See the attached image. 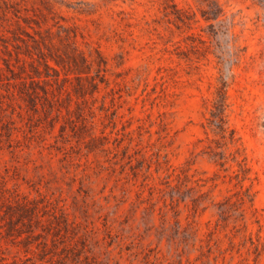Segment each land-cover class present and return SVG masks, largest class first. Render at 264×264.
I'll return each instance as SVG.
<instances>
[{"label":"rangeland","instance_id":"obj_1","mask_svg":"<svg viewBox=\"0 0 264 264\" xmlns=\"http://www.w3.org/2000/svg\"><path fill=\"white\" fill-rule=\"evenodd\" d=\"M52 1L81 46L105 56L108 84L87 95L95 114H64L53 126L13 100L0 180L61 206L69 225L55 246L47 235L50 253L39 259L0 220L3 262L264 264V4L220 0L225 15L206 20L204 0ZM220 70L232 143L209 122ZM75 83L65 82L72 94ZM89 131L106 138L88 142Z\"/></svg>","mask_w":264,"mask_h":264},{"label":"trees","instance_id":"obj_2","mask_svg":"<svg viewBox=\"0 0 264 264\" xmlns=\"http://www.w3.org/2000/svg\"><path fill=\"white\" fill-rule=\"evenodd\" d=\"M205 8L200 12L206 20H218L225 15L220 0H204ZM264 4V0H259ZM30 8L21 6L17 0H0V137L11 141L14 131L12 120L6 118L8 109L14 111L13 100L19 98L29 114H44V119L53 123L64 114H95L88 104L87 95L99 89L100 83L108 84L106 77L107 60L101 51L83 40V34L74 24H64L65 18L59 14L52 0L34 1ZM175 5V3H172ZM175 18L180 22H188L191 18L186 9L175 8ZM213 25L212 23L209 26ZM218 62L221 64L219 55ZM63 75V76H61ZM74 78L72 86L74 94L66 88L65 82ZM220 85L212 102L209 120L218 127L221 137L226 142L234 141V131L228 130L225 120L226 82L220 70ZM67 95L63 101V94ZM75 95V99L74 96ZM74 101L75 106H71ZM100 109L107 110L102 104ZM115 114V112H111ZM83 125L86 126L83 117ZM215 122V123H214ZM64 125L60 127V137L65 138ZM90 129L92 124H90ZM88 142L105 139L104 135H93L91 131ZM222 164L221 162H219ZM202 192L198 194L200 196ZM6 219V234L15 242H23L27 250L35 243L39 259L50 253L47 235L51 234V244L55 246L60 237L59 231L69 225L61 206L54 204L44 196L29 198L15 189L6 186L0 180V220ZM25 226L23 230L22 227ZM40 229V230H36ZM25 232V236L20 237ZM65 242V239H62ZM69 248L71 243H64ZM0 264H17V259ZM50 260V259H49Z\"/></svg>","mask_w":264,"mask_h":264}]
</instances>
